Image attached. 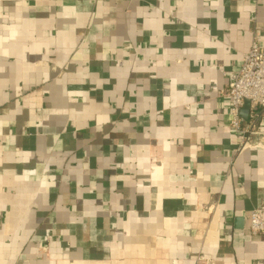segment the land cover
I'll use <instances>...</instances> for the list:
<instances>
[{
  "label": "crops",
  "instance_id": "0c3cea01",
  "mask_svg": "<svg viewBox=\"0 0 264 264\" xmlns=\"http://www.w3.org/2000/svg\"><path fill=\"white\" fill-rule=\"evenodd\" d=\"M255 34L264 0H0V264H264L221 94Z\"/></svg>",
  "mask_w": 264,
  "mask_h": 264
},
{
  "label": "built area",
  "instance_id": "2783aa9c",
  "mask_svg": "<svg viewBox=\"0 0 264 264\" xmlns=\"http://www.w3.org/2000/svg\"><path fill=\"white\" fill-rule=\"evenodd\" d=\"M226 75L228 82L221 94L230 99V124L238 136L234 152L249 146L264 147V130L260 127L264 121V47L259 35H254L240 66ZM245 101L250 103V116L246 122L240 114ZM247 217L248 229L264 234V203L252 209Z\"/></svg>",
  "mask_w": 264,
  "mask_h": 264
}]
</instances>
